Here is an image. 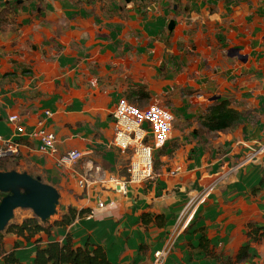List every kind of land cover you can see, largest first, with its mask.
<instances>
[{
    "label": "crops",
    "instance_id": "obj_1",
    "mask_svg": "<svg viewBox=\"0 0 264 264\" xmlns=\"http://www.w3.org/2000/svg\"><path fill=\"white\" fill-rule=\"evenodd\" d=\"M168 1L134 0L116 9L120 0H48L59 19L45 10L4 13L22 29L13 48L18 57L23 54L30 75L24 78L21 69L0 59V135L13 137L11 114L20 116L25 129V135L13 137L18 152L8 160L58 179L64 206L59 220L68 207L85 210L69 225L54 222L49 234L30 242L7 232L4 249L20 263H30L37 246L70 237L74 247L86 240L101 246L112 264H156L155 253L164 249L162 264H264V233L255 236L249 228L264 229V153L237 166L247 146L264 142V0H173L176 9ZM170 19L174 26L168 31ZM23 40L36 47L28 50ZM118 61L134 64L142 76L135 82L145 85L122 95L125 90L109 84L106 70L116 71ZM171 85L175 98L168 99L191 109H183L180 124L174 114L170 139L153 151V176L127 183L121 192L117 183L98 181L128 177L129 154L112 144L117 101L125 96L141 105L135 97L143 92L148 105L157 104L152 89ZM211 98L227 99L237 111L233 127L207 132L199 120L187 121L193 109L203 114ZM46 110L51 117H44ZM40 120L55 135V154L39 151L37 140L26 134ZM70 150L82 158L58 167L59 154ZM81 177L87 178L84 187L77 183ZM211 185L188 225L180 227L181 211ZM245 245L248 258L235 262Z\"/></svg>",
    "mask_w": 264,
    "mask_h": 264
},
{
    "label": "built area",
    "instance_id": "obj_2",
    "mask_svg": "<svg viewBox=\"0 0 264 264\" xmlns=\"http://www.w3.org/2000/svg\"><path fill=\"white\" fill-rule=\"evenodd\" d=\"M111 116L115 127L112 144L122 154L128 153L130 157L127 167L128 177L123 182L117 181L114 177L104 179L102 176L98 177L97 180L102 183L110 181L115 184L117 183L116 190L121 192L125 190L127 183H138L145 178L153 176V151L162 148L170 139L174 117L168 109L157 104L140 108L124 98L118 100ZM44 117H51V113L48 110L44 111ZM7 122L13 125V137L25 135V129L20 123L19 115H9ZM26 134L28 138L37 140L39 151L51 154L56 153L55 135L46 129L44 120L38 121L34 129ZM13 137L0 135V160L17 154L18 142L14 141ZM263 153L264 142L256 148L249 146V153L237 166H243L247 162H252ZM82 156L77 150L61 153L56 159V165L58 167H69L78 162ZM86 179L85 177H81L77 182L78 185L84 187V184H87ZM213 187L214 185L207 187L198 199H192L187 203L178 216L180 227L185 228L188 225L197 206L204 201ZM98 206L102 207L103 204L98 202ZM173 235L176 237L177 231ZM166 254L167 251L165 249L157 251L155 253V263L162 264Z\"/></svg>",
    "mask_w": 264,
    "mask_h": 264
},
{
    "label": "water",
    "instance_id": "obj_3",
    "mask_svg": "<svg viewBox=\"0 0 264 264\" xmlns=\"http://www.w3.org/2000/svg\"><path fill=\"white\" fill-rule=\"evenodd\" d=\"M43 0H0V15L10 14H41L43 10L51 12L59 19L60 15L53 11L48 0L45 5ZM143 2L144 0H139ZM172 3L173 0H169ZM89 2H86V10L90 11ZM261 3L259 2L258 5ZM134 5V0H120L114 8L126 9ZM176 9V3H172ZM174 20L167 23V30L171 31ZM210 100H214L211 98ZM6 168H0V232L7 228L8 223L14 217L16 209L30 210L42 227H49L59 220L64 211L62 207L61 188L55 176L34 174L16 159H12ZM67 212V210H66ZM65 212V213H66ZM16 225V224H13Z\"/></svg>",
    "mask_w": 264,
    "mask_h": 264
},
{
    "label": "trees",
    "instance_id": "obj_4",
    "mask_svg": "<svg viewBox=\"0 0 264 264\" xmlns=\"http://www.w3.org/2000/svg\"><path fill=\"white\" fill-rule=\"evenodd\" d=\"M140 98H148L146 93H141ZM139 98V99H140ZM240 116L234 110L227 99L216 98L206 108V111L198 116V120L202 128L207 132L224 131L233 127L239 120ZM8 159V158H6ZM13 158H11L12 160ZM85 210L76 212L75 209L68 207L67 212L63 214L59 221L55 222V226L69 225L76 215L81 217ZM250 232L256 236L260 231L264 233V229L249 226ZM50 227H42L34 218H26L21 223L9 225L7 232L16 235L24 242L35 240L40 233L49 234ZM250 235V233H248ZM40 238L36 239L39 242ZM15 243L13 248H17ZM249 246L241 247L235 256V262H241L249 256ZM0 257L2 264H22L18 261L13 251L6 253L2 244V236L0 234ZM27 264H112L108 259L106 252L99 245H94L88 240L82 246L74 247L71 244L70 237H66L65 242H50L44 247L37 246L34 257Z\"/></svg>",
    "mask_w": 264,
    "mask_h": 264
},
{
    "label": "rangeland",
    "instance_id": "obj_5",
    "mask_svg": "<svg viewBox=\"0 0 264 264\" xmlns=\"http://www.w3.org/2000/svg\"><path fill=\"white\" fill-rule=\"evenodd\" d=\"M104 13H106V12L104 11ZM104 13H101V15L102 14L105 15ZM93 23H90V24H93ZM104 23L105 22L101 20L100 25L104 26ZM95 24H97V23H95ZM19 29H20V25H18L17 22L10 15H8V14L1 15V18H0V59L6 60V62H10L12 65L18 67V69H21V71H22L21 74H23V77L28 78L30 75L27 72L28 71L27 70L28 65L26 64L27 61L25 60V58H22L23 54H20L18 57V55H17L18 52H17L16 48H13V47H15V43H16L14 38L17 36ZM20 30H22V29H20ZM23 44L28 48V50L33 49V46L36 47V44L29 42L28 40H23ZM20 59H23L24 61L20 60ZM116 63L119 66L116 69V71H111L110 69H107L106 73H107V77L110 78V80H108L109 84L112 83L116 87H120L122 91L125 90L122 92V95H124V94L127 95L129 93V91H131L132 89L138 88V86H140L139 84H142V86L145 85L144 83H141V82H139V83L135 82L136 78L141 79L142 76H140L138 74L137 67L134 64H123L119 61ZM125 69H126V71H125ZM147 70H150V69L148 68ZM114 73L117 74L116 77H112V75ZM10 75H11L10 73L5 74V76H8L7 77L8 79H12V77ZM99 80H103V77L99 78ZM99 80L96 79V80H94V82L99 83ZM15 84H17L16 81H14V85ZM100 84L102 85L103 88H105L107 90H112V87H107L103 81H101ZM148 84L149 83L146 84V86H145L146 88H147ZM154 84L155 83H151L152 88L154 87ZM145 87H143V88H145ZM152 90L155 92L154 95L157 96L155 98L156 101L155 102L153 101V102L157 103L158 105H160L166 109H168L172 113L173 117H174V114H176L177 119H178L177 124H180V122L183 121L182 118H180V114H181V116L183 115V113H182L183 109L186 110V109H191V108L190 107L188 108V106H186V105L177 103L176 100H174V99H170V100L168 99L169 97L175 96V93H174L175 90L173 88V85H171L169 87H165L163 89L161 87L159 89H152ZM182 95H184L183 91H182ZM122 98H125V96H123ZM135 98H140V97L136 96ZM161 98H164V99L161 100ZM140 99L143 100V101H141V105L134 103L136 106L141 108V107H145L148 104H150V103H148V101L145 100V98H140ZM176 99H178V98H176ZM125 100H127V99L125 98ZM149 102H151V101H149ZM0 104L3 105V98H0ZM190 106H196V104L193 103L192 105L190 104ZM194 112H195L194 109L191 110V114H192L191 118H186L187 121L190 123L198 121V115H194ZM184 122H186V121H184ZM174 124H175V117H174L173 127H174ZM249 146L251 148L258 147V146L254 147L251 145H249ZM249 146H247V149H249ZM10 163L11 162L8 159L0 160V168L1 167L6 168V166L9 165ZM61 168H63V167H61ZM60 172L64 173L65 171L62 170ZM26 218H34L32 212L30 210L16 209L14 211V217H13V219H11L9 221L7 227H9V225L19 224ZM6 233H7V228L4 229L2 232H0V234L2 236V244L3 245H4V237H6ZM14 242L15 241H13V243L11 244L12 247H13ZM0 259H1V257H0ZM2 263H3L2 260H0V264H2Z\"/></svg>",
    "mask_w": 264,
    "mask_h": 264
}]
</instances>
